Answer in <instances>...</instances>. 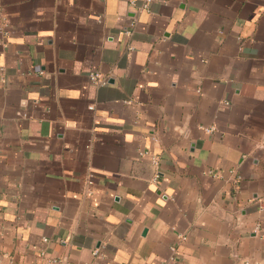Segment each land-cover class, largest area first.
Masks as SVG:
<instances>
[{
	"label": "crops",
	"instance_id": "1",
	"mask_svg": "<svg viewBox=\"0 0 264 264\" xmlns=\"http://www.w3.org/2000/svg\"><path fill=\"white\" fill-rule=\"evenodd\" d=\"M131 1L0 0V264H264V0Z\"/></svg>",
	"mask_w": 264,
	"mask_h": 264
},
{
	"label": "built area",
	"instance_id": "2",
	"mask_svg": "<svg viewBox=\"0 0 264 264\" xmlns=\"http://www.w3.org/2000/svg\"><path fill=\"white\" fill-rule=\"evenodd\" d=\"M152 1H153V0H143V1H142V4L140 5V8H141V9H147L148 6H149V4H150ZM131 4L134 5V1H133V0L131 1ZM132 24H133V23H132ZM132 24H131V26H132ZM125 34H126V35H130V31H129V30H126V31H125ZM89 77H90L91 81H92L93 83H95L96 85L101 86V85H104V84L106 83V81H105L103 78H101L100 75H99L98 73H91V74L89 75ZM211 131H213V128L207 130V132H211ZM140 155H143V153H141ZM87 183H88V184H91L90 181H88ZM181 239H184V237H181ZM43 241H44V240H43ZM97 253H98L97 251H94V252H93L94 255H96ZM54 262H55V261H53L52 263H54Z\"/></svg>",
	"mask_w": 264,
	"mask_h": 264
}]
</instances>
